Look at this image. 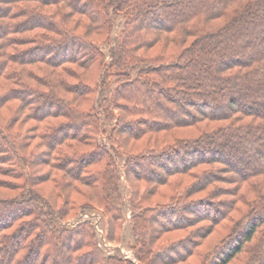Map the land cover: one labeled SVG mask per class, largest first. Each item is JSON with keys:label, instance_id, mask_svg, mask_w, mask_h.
Here are the masks:
<instances>
[{"label": "trees", "instance_id": "trees-1", "mask_svg": "<svg viewBox=\"0 0 264 264\" xmlns=\"http://www.w3.org/2000/svg\"><path fill=\"white\" fill-rule=\"evenodd\" d=\"M0 190V264H264V0H0Z\"/></svg>", "mask_w": 264, "mask_h": 264}, {"label": "rangeland", "instance_id": "rangeland-1", "mask_svg": "<svg viewBox=\"0 0 264 264\" xmlns=\"http://www.w3.org/2000/svg\"><path fill=\"white\" fill-rule=\"evenodd\" d=\"M118 28L120 29V27L116 25V30L114 33L115 36H117L119 32ZM103 49L105 53H108V48L104 47ZM187 132H189V130H187ZM245 148L246 149H243V150H247L246 154L251 152L250 147L248 148L246 146ZM206 156L208 155L206 154ZM256 158H254V160H251V162H254ZM41 189L43 191H48L49 187L45 185V186H41ZM121 191L123 193V196H122L123 203H126V191L125 190H121ZM9 194L10 193L7 194L5 191L0 190V196H5ZM121 207L123 209H126L123 206V204L121 205ZM100 209L101 208L96 205L93 206L91 210L90 209L88 210L86 208L77 209L75 213L72 212L70 216L67 218V220L65 222H62L61 224L67 226L68 228H72V227H75L77 224L88 221L94 229V235H95L97 246L99 247V249L101 250L104 256H112V255H116V253H118V256H119V253H120L121 256L126 257L127 261H130L133 264H138L131 250L125 247L126 242L130 241L132 238L130 231L127 228V221H126L129 216V213L125 210V222L123 223V229H122L123 237L125 239V242L123 244L121 240L119 242H114L107 238L108 226H107L106 218L103 216L102 213H100ZM197 214H200V212ZM210 215L212 216L213 212H210Z\"/></svg>", "mask_w": 264, "mask_h": 264}]
</instances>
